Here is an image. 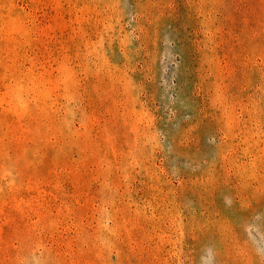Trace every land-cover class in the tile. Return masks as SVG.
Segmentation results:
<instances>
[{"label":"rangeland","instance_id":"rangeland-1","mask_svg":"<svg viewBox=\"0 0 264 264\" xmlns=\"http://www.w3.org/2000/svg\"><path fill=\"white\" fill-rule=\"evenodd\" d=\"M0 264H264V0H0Z\"/></svg>","mask_w":264,"mask_h":264}]
</instances>
